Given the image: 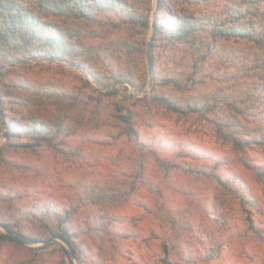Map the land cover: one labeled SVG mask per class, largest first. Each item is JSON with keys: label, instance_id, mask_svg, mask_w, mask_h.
Wrapping results in <instances>:
<instances>
[{"label": "rangeland", "instance_id": "obj_1", "mask_svg": "<svg viewBox=\"0 0 264 264\" xmlns=\"http://www.w3.org/2000/svg\"><path fill=\"white\" fill-rule=\"evenodd\" d=\"M108 1L57 19L66 59L0 65V225L77 264H264V47L210 23L254 0H174L155 39L157 0ZM5 236L0 264H74Z\"/></svg>", "mask_w": 264, "mask_h": 264}, {"label": "trees", "instance_id": "obj_2", "mask_svg": "<svg viewBox=\"0 0 264 264\" xmlns=\"http://www.w3.org/2000/svg\"><path fill=\"white\" fill-rule=\"evenodd\" d=\"M109 3L108 0H0V65L4 62L37 57L66 59L69 50L63 44L65 37L63 31L56 24L57 19L64 16L83 19L90 16L92 9ZM253 3L255 7L252 8V12L247 9L242 10L239 5H230L232 2L224 5L226 17L220 21H210L213 24L211 30L213 40L216 37L221 39L232 36L245 42L252 41L264 47V0H254ZM171 4H175L174 0H157V9H162L164 13L162 16L157 14L155 16L153 39L162 33L164 28L172 29L171 25L173 24H166V17L169 14L175 16L173 20L181 19L178 9L172 11L166 7ZM248 14H250L249 18ZM134 17L135 15L132 16L133 22H139L143 24V27H148V15L143 20ZM237 19H241L242 25L231 26L232 31L230 32L232 33L226 31L227 24ZM71 53L75 55L73 52ZM170 107L176 110L174 105H170ZM5 127L7 129L6 141L9 146L14 148L34 149L44 143L50 144L52 138L51 132L42 124H38L37 128L34 126V129L36 128L34 133L27 140L17 139L18 136L13 132L10 123L6 122ZM234 143L240 147L242 140H234ZM3 226L22 242L34 241L21 232L13 231L6 223H3ZM60 236L76 254L75 245L69 239V234L63 231ZM0 239H7V237L0 233Z\"/></svg>", "mask_w": 264, "mask_h": 264}, {"label": "water", "instance_id": "obj_3", "mask_svg": "<svg viewBox=\"0 0 264 264\" xmlns=\"http://www.w3.org/2000/svg\"><path fill=\"white\" fill-rule=\"evenodd\" d=\"M0 230L5 234L7 235L9 238H11L14 242L22 245V246H26V247H37V246H44V245H47L49 244V242H52L54 240H57L60 244H62L65 248V250L67 251V254L69 255L70 259L73 261L74 264H77L76 263V260H75V256H74V253L72 252L70 246L68 244L65 243V241L59 237V236H54V237H50L48 238L47 240L43 241V242H40V243H36V244H29L27 242H22L20 240H18L16 237H14L13 235H11L5 228H3L1 225H0Z\"/></svg>", "mask_w": 264, "mask_h": 264}]
</instances>
